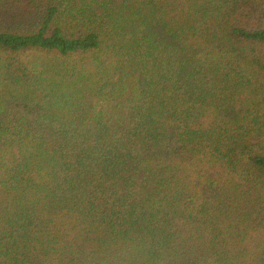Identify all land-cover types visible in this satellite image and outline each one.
Returning a JSON list of instances; mask_svg holds the SVG:
<instances>
[{
	"label": "trees",
	"instance_id": "1",
	"mask_svg": "<svg viewBox=\"0 0 264 264\" xmlns=\"http://www.w3.org/2000/svg\"><path fill=\"white\" fill-rule=\"evenodd\" d=\"M0 264H264V0H0Z\"/></svg>",
	"mask_w": 264,
	"mask_h": 264
}]
</instances>
